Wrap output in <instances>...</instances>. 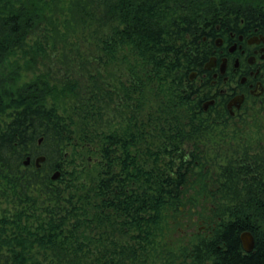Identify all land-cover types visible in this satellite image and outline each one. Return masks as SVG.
Returning a JSON list of instances; mask_svg holds the SVG:
<instances>
[{"label": "trees", "instance_id": "16d2710c", "mask_svg": "<svg viewBox=\"0 0 264 264\" xmlns=\"http://www.w3.org/2000/svg\"><path fill=\"white\" fill-rule=\"evenodd\" d=\"M258 16L264 0H0V264H264V122L205 113L190 81L218 25ZM188 213L207 232L180 243Z\"/></svg>", "mask_w": 264, "mask_h": 264}, {"label": "flooded vegetation", "instance_id": "af4514ba", "mask_svg": "<svg viewBox=\"0 0 264 264\" xmlns=\"http://www.w3.org/2000/svg\"><path fill=\"white\" fill-rule=\"evenodd\" d=\"M236 19V18H235ZM209 60L190 76L205 113L241 124L257 116L264 122V21L218 25Z\"/></svg>", "mask_w": 264, "mask_h": 264}, {"label": "rangeland", "instance_id": "374dc122", "mask_svg": "<svg viewBox=\"0 0 264 264\" xmlns=\"http://www.w3.org/2000/svg\"><path fill=\"white\" fill-rule=\"evenodd\" d=\"M185 217L183 225L177 231H173L174 237L180 240V243L189 242L195 235L199 234V227L202 228V232H207V225L201 222L199 217L191 216L189 213ZM170 242L173 244L174 240L171 238Z\"/></svg>", "mask_w": 264, "mask_h": 264}, {"label": "water", "instance_id": "95a60500", "mask_svg": "<svg viewBox=\"0 0 264 264\" xmlns=\"http://www.w3.org/2000/svg\"><path fill=\"white\" fill-rule=\"evenodd\" d=\"M46 160L45 157H39L36 159L35 161V165L37 168H40L41 167V164L44 163ZM31 163V159L30 158H27V160L25 161L24 165L25 166H29ZM60 177V173L57 172L54 174V176L52 177L53 180H57L58 178ZM241 242H242V246H243V249L246 253H251L254 248H255V239L253 237V235L250 233V232H246V233H243L241 235Z\"/></svg>", "mask_w": 264, "mask_h": 264}]
</instances>
